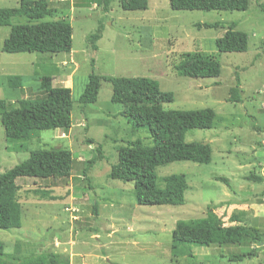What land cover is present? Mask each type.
<instances>
[{"label":"rangeland","instance_id":"obj_1","mask_svg":"<svg viewBox=\"0 0 264 264\" xmlns=\"http://www.w3.org/2000/svg\"><path fill=\"white\" fill-rule=\"evenodd\" d=\"M120 3L114 0L110 11L104 13L102 6L73 10L72 0H47L55 15L46 20L65 18L72 26L71 54L3 53L1 48L10 30L0 27V100L11 104L25 98H42L40 79L47 76L53 78L54 87L68 85L73 103L69 130L43 131L38 139L28 142L7 144L0 121V174L28 158V152L12 149L18 144L28 150L62 148L73 156L68 179L17 180L22 225L20 229L0 230V242L8 255L6 264H22L23 259L37 254L59 255L69 264H264V220L244 222L259 234L262 243L250 238L240 246L209 249L207 258L194 257L193 246L191 254L184 247V255H171V232L177 221L204 218L213 206L221 208L227 200L253 203L256 194L264 196V182L250 179L261 177L264 170V12L256 0H249L246 11L233 12L173 11L168 0H148L147 10L124 11ZM259 3L264 4V0ZM18 6L19 0H0V8ZM27 21L18 17L11 23ZM214 23L225 28L235 23V30L248 36V50L219 53L215 41L225 29L197 27ZM99 26L102 38L96 43L97 50L92 51L87 37ZM190 52L215 56L221 75L198 79L177 76L173 66ZM92 72L157 81L162 92L174 95V102L165 104V110L214 111L212 129L189 130L185 135L186 142L210 144L211 162H174L156 170L159 178L185 175L188 190L182 206H139L132 183L108 178L120 147L136 140L151 144V139L147 129L134 128L121 115L123 107L111 102L109 83H101L94 104L79 103ZM13 75L23 78L25 88L7 86V77ZM236 78L242 100L233 104L228 98ZM88 140L93 144L89 145ZM96 146L102 148L103 159L94 160L87 182L84 171L96 156ZM217 178H225L227 183ZM35 189L48 192L50 198L33 196L30 191ZM71 203L77 209L74 215L78 220L74 222L64 211ZM94 204L98 207L97 217L92 215ZM227 221L233 223V219ZM246 252L256 256L228 262L230 255Z\"/></svg>","mask_w":264,"mask_h":264},{"label":"trees","instance_id":"obj_2","mask_svg":"<svg viewBox=\"0 0 264 264\" xmlns=\"http://www.w3.org/2000/svg\"><path fill=\"white\" fill-rule=\"evenodd\" d=\"M261 11L264 4L256 0ZM114 0H72L73 8L102 6L104 13L111 9ZM173 11H246L249 0H168ZM124 11H144L148 9V0H121ZM55 11L47 0H19L17 8H0V27H8L10 32L2 45L6 54L39 53L57 55L70 54L73 47V29L65 19L52 18ZM26 18L23 24H12L13 18ZM198 28L225 29L222 37L216 39L219 53H245L248 50V36L235 30V23L227 28L220 23L197 25ZM102 38V27L88 35L87 42L92 51L97 50L96 43ZM93 66V61H91ZM177 76L198 79L217 78L221 75V66L215 56L203 52H190L181 56L173 66ZM51 77L40 79L39 89L43 93L40 99L25 98L13 103L0 100V121L7 144L38 139L40 133L47 130L62 129L67 131L72 126L73 103L71 90L66 87H54ZM102 82L111 85V102L121 105V115L129 119L134 128L147 129L151 144L136 140L118 149L117 163L112 165L107 175L111 180L132 183L139 206H182L188 190L186 177L173 174L159 178L157 168L174 162H192L209 164L211 147L209 143L186 142L189 130H210L213 128L215 113L211 108L196 110H165V104L174 102L171 92H162L157 81L146 77H112L88 75L84 92L79 99L81 105L94 104L97 101ZM7 86L12 89L23 87V78L18 75L7 77ZM240 81L230 89L229 103L241 102ZM89 145L93 141H87ZM14 151L28 152V158L10 170L0 174V230L20 229L22 225V208L19 200L20 187L17 180L34 179H68L71 176L73 156L69 150L62 148L28 150L24 145L12 147ZM96 156L88 162L84 178L88 182L87 172L94 160L103 159L100 146L94 148ZM96 162V161H95ZM255 182H264V170L261 177L250 178ZM249 179V180H250ZM216 180L227 183L225 178ZM38 198H48V192L41 189L30 191ZM50 198V197H49ZM92 215L98 216L96 204ZM232 220L233 217H230ZM233 222H235L233 220ZM262 243L251 228L236 224L225 226L209 210L204 218L177 221L171 232V255H184V247L199 246L209 249L224 248L231 245H243L247 239ZM189 254H191L189 250ZM256 256L253 252L230 255L228 262H241ZM8 255L0 242V264H6ZM22 264H69L55 254H37L23 259Z\"/></svg>","mask_w":264,"mask_h":264},{"label":"crops","instance_id":"obj_3","mask_svg":"<svg viewBox=\"0 0 264 264\" xmlns=\"http://www.w3.org/2000/svg\"><path fill=\"white\" fill-rule=\"evenodd\" d=\"M64 87L69 88L68 85ZM23 88H25L24 80H23V87L21 89ZM228 197L229 195L227 194L226 198ZM256 200L259 201V203H255ZM225 203L226 204L221 208L219 207L216 208L215 206H213L212 209H210L224 223L225 226H233L236 224L244 225L245 220H247V223H253L255 221L261 222L262 220H264V214L262 213L263 211L262 206H264V196L262 193H258L255 195V199L253 203L245 202L241 204L240 203L235 204V202L231 200L230 201L227 200ZM224 211H225V215H222ZM232 214H237L238 216L242 214L243 217H237V218L233 217V220L235 222L229 223L227 219L230 218ZM191 249H192L191 250L192 255L196 258H207V256L210 254L209 248L193 246Z\"/></svg>","mask_w":264,"mask_h":264},{"label":"built area","instance_id":"obj_4","mask_svg":"<svg viewBox=\"0 0 264 264\" xmlns=\"http://www.w3.org/2000/svg\"><path fill=\"white\" fill-rule=\"evenodd\" d=\"M261 142H262V144H264V139ZM64 211L68 213L70 222H74V221L78 220V217L76 215H74L77 212V209L74 207V205L72 203L69 204L64 209Z\"/></svg>","mask_w":264,"mask_h":264},{"label":"water","instance_id":"obj_5","mask_svg":"<svg viewBox=\"0 0 264 264\" xmlns=\"http://www.w3.org/2000/svg\"><path fill=\"white\" fill-rule=\"evenodd\" d=\"M204 144H206V143H204Z\"/></svg>","mask_w":264,"mask_h":264}]
</instances>
